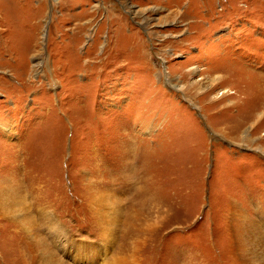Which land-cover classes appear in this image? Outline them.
<instances>
[{"label": "rangeland", "instance_id": "1", "mask_svg": "<svg viewBox=\"0 0 264 264\" xmlns=\"http://www.w3.org/2000/svg\"><path fill=\"white\" fill-rule=\"evenodd\" d=\"M262 81L264 0H0V264H264Z\"/></svg>", "mask_w": 264, "mask_h": 264}, {"label": "bare ground", "instance_id": "2", "mask_svg": "<svg viewBox=\"0 0 264 264\" xmlns=\"http://www.w3.org/2000/svg\"><path fill=\"white\" fill-rule=\"evenodd\" d=\"M258 85H257V87H255V88H257L258 89V92H260V93H263V96H264V81H262V82H258L257 83ZM256 90V89H255ZM260 97V96H259ZM255 101V99H253L252 100V102H254ZM257 104H258V106L256 105V108H254L253 110H251V113H250V118H249V120H248V122H247V124H246V126L247 125H249V129L252 131H254V130H256V129H258V128H260L263 124H264V110H262V108H264V98H262L261 100H259V101H257ZM245 126V127H246ZM245 127H242V130L245 128ZM247 129H248V127H247ZM249 130V131H250ZM244 131H248V130H244ZM243 131V132H244ZM249 138V137H248ZM236 140H237V142H240L237 138H235ZM245 139V138H244ZM253 142L255 141V140H253V139H251ZM252 142V143H253ZM146 197V198H145ZM145 201H142V202H140L139 204H135L134 206H132L133 208H132V210H134L133 211V213H134V215H137L140 211H142L143 210V208L146 206L147 208L149 207V206H151L152 204H153V201H152V199L147 195V194H145ZM115 205V204H114ZM115 206H113V207H111V210H113L114 211V214H118L119 212H118V210L117 209H115L114 208ZM110 209V208H109ZM117 210V211H116ZM147 210V209H146ZM149 210H151V209H149ZM148 210V211H149ZM152 212V211H151ZM150 212V213H151ZM154 212V211H153ZM142 213V212H141ZM145 214V213H144ZM143 214V215H144ZM105 217V216H104ZM108 217V216H107ZM147 217V216H146ZM110 218V217H109ZM139 218H141V217H139ZM136 220H138V217L137 216H135V217H131L130 216V218H129V222H128V225L125 227V238L127 239V240H131V239H133V238H135V236H136V234H137V236H139V234H140V228H135V224H134V222H136ZM141 224V223H140ZM143 225V224H142ZM132 226V227H131ZM128 229H129V231H128ZM58 232V231H57ZM62 235V234H61ZM42 246V245H41ZM41 246H36L35 248L37 249V250H40V247ZM134 246H135V243L132 245V243L131 244H129V248L131 249L130 251H128L129 253L134 249ZM125 247V245L123 246V248ZM43 248V247H42ZM44 249V248H43ZM47 250V249H46ZM64 250V249H63ZM43 252V251H42ZM48 252V251H47ZM37 258L39 257V256H36ZM35 260H37V259H35ZM36 262V261H35ZM35 262L34 261H32V262H29V263H27V264H35ZM38 263L39 264H68L67 262H65L63 259H62V257L60 258V256L58 257V256H54V254L53 255H51V254H49V253H47L46 255H42L41 256V258H38Z\"/></svg>", "mask_w": 264, "mask_h": 264}]
</instances>
